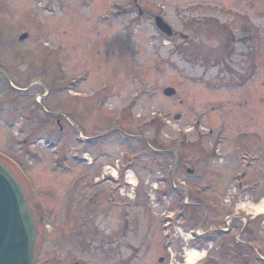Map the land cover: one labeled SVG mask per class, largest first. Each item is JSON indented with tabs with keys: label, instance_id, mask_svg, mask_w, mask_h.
<instances>
[{
	"label": "rangeland",
	"instance_id": "374dc122",
	"mask_svg": "<svg viewBox=\"0 0 264 264\" xmlns=\"http://www.w3.org/2000/svg\"><path fill=\"white\" fill-rule=\"evenodd\" d=\"M257 2L138 0L140 16L133 0H0V163L22 185L33 215L37 204L42 234L54 239L61 223L59 246H82L83 209L84 245L121 246L122 264H186L185 253L200 247L207 264H264V19ZM216 8L235 34L233 55L220 67L217 38H203L201 57L154 26L160 15L193 40L194 25ZM167 87L183 105L163 94ZM242 99L248 108H239ZM114 170L122 175L117 207L107 200L113 185L101 184ZM234 214L251 217L240 236L221 232Z\"/></svg>",
	"mask_w": 264,
	"mask_h": 264
},
{
	"label": "flooded vegetation",
	"instance_id": "af4514ba",
	"mask_svg": "<svg viewBox=\"0 0 264 264\" xmlns=\"http://www.w3.org/2000/svg\"><path fill=\"white\" fill-rule=\"evenodd\" d=\"M138 0H133L132 8L134 5L135 10L138 12L140 16L144 14L142 11H140V7L137 3ZM256 6L259 5V0H257ZM260 10H258V15L261 19H264V0L260 3ZM229 9V8H228ZM133 10V9H132ZM222 11H226L225 15L227 16L229 13H227V10L222 9L221 15H223ZM219 12V9L216 8V13L207 17L204 21L205 22H198L196 25H194L193 29L196 33L193 40H191L189 33V30L185 29L183 32H180L179 35L180 41L183 44V47L186 45L189 47L188 49L193 52V55L196 56H205V50L203 46V38L207 36H213L217 38L218 45L216 50H214V56L213 61L215 62L217 67L222 66V62H224L226 59L231 58L233 55V43L232 40L235 39V34L233 32L232 26L228 23V21H224L220 15L217 14ZM187 32V33H186ZM176 35V36H177ZM251 40V38H249ZM245 39H238L236 42L243 43ZM187 51L184 50V53ZM192 55V54H191ZM206 58V57H204ZM257 68L255 67L253 70V76L250 78H246L243 81L242 84L239 85L243 86L246 85V81H251L254 76L256 75ZM256 84V83H255ZM254 84V86H255ZM252 90L255 94L254 87H252ZM249 96L251 95L250 92L247 93ZM179 104L183 105L184 100L182 98H179ZM239 108L246 109L249 106L248 99L240 100L239 102ZM181 116V115H180ZM243 116H247L244 114ZM241 116V117H243ZM215 125L210 129V133H215V130L213 128ZM219 128V132H222V128L225 127H217ZM217 133V132H216ZM193 172V171H192ZM190 171V173H192ZM114 175L106 174V177L103 176V181L101 182L102 185H105V183L112 184L113 186L107 185L108 188V202L113 205V207H117V191L120 186V182L122 181V175L117 173L115 176V179L112 178ZM121 177V178H120ZM97 184V182H96ZM35 211H34V219L36 221V225L38 229L40 230L37 244L35 246L34 250V257L35 261L34 264H122V258H121V246H85L84 241H86V237L88 235L89 229H88V212L85 210L80 209V225L77 227V241L82 244V246H59V244L62 242L61 239H58L59 236L63 233L64 226L60 223V225L55 222L58 225V234L59 236L53 237L54 239H51L48 235L42 234L45 232V228L47 227L45 224V221L43 220V216H41L40 211L37 209V204L35 203ZM41 208V207H40ZM88 210L87 208H85ZM106 213H109V211H105ZM57 213V212H56ZM55 213V214H56ZM54 214V215H55ZM53 215V216H54ZM67 215H69L67 213ZM106 215V214H105ZM87 221V222H86ZM65 236L67 235L64 231ZM115 238L117 239L119 237L118 233H115ZM57 238V239H55ZM62 244V243H61ZM60 244V245H61ZM250 251V250H248ZM254 258L256 259V254L253 251H250ZM215 261V264H230L228 260L219 261L218 259L213 260ZM130 264H133V258L129 260ZM209 261H204L199 264H207ZM259 264V263H257Z\"/></svg>",
	"mask_w": 264,
	"mask_h": 264
},
{
	"label": "water",
	"instance_id": "95a60500",
	"mask_svg": "<svg viewBox=\"0 0 264 264\" xmlns=\"http://www.w3.org/2000/svg\"><path fill=\"white\" fill-rule=\"evenodd\" d=\"M155 26L168 38L175 33L172 27L160 16L155 17ZM28 34H22V41ZM163 94L176 98L172 87L164 89ZM176 121H181L179 114ZM192 172V171H191ZM39 232L35 226L20 183L7 167L0 163V264H34V247ZM163 262V259H160Z\"/></svg>",
	"mask_w": 264,
	"mask_h": 264
},
{
	"label": "bare ground",
	"instance_id": "6f19581e",
	"mask_svg": "<svg viewBox=\"0 0 264 264\" xmlns=\"http://www.w3.org/2000/svg\"><path fill=\"white\" fill-rule=\"evenodd\" d=\"M39 100V98H38ZM264 202V200H262ZM203 252H200L196 249H190L186 252V264H196L198 260L201 259Z\"/></svg>",
	"mask_w": 264,
	"mask_h": 264
}]
</instances>
